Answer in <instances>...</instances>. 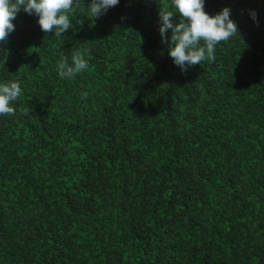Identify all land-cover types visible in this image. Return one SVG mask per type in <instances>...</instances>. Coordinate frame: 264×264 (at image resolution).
<instances>
[{
	"label": "trees",
	"instance_id": "16d2710c",
	"mask_svg": "<svg viewBox=\"0 0 264 264\" xmlns=\"http://www.w3.org/2000/svg\"><path fill=\"white\" fill-rule=\"evenodd\" d=\"M76 2L60 37L21 10L0 41L23 89L0 116V264H264V0H205L239 34L187 71L170 0Z\"/></svg>",
	"mask_w": 264,
	"mask_h": 264
},
{
	"label": "clouds",
	"instance_id": "9594fccd",
	"mask_svg": "<svg viewBox=\"0 0 264 264\" xmlns=\"http://www.w3.org/2000/svg\"><path fill=\"white\" fill-rule=\"evenodd\" d=\"M119 3L120 0H91L88 7L81 10L95 18ZM170 3L171 9L168 6L161 8L159 32L163 39L171 30L168 55L182 71L204 61H215L216 46L239 34L238 24L231 18L230 7L211 15L205 11V0H170ZM77 4L74 0H0V41L14 31L13 21L21 10L36 15L44 32L60 37L73 27L69 13ZM177 14L178 23L172 19ZM251 15L256 18L255 11ZM4 54L0 49V59ZM86 56L87 50L84 53L75 51L70 58L61 59L56 66L59 76L71 79L85 71L89 66ZM22 94L20 81L0 78V116L14 114L15 102Z\"/></svg>",
	"mask_w": 264,
	"mask_h": 264
}]
</instances>
